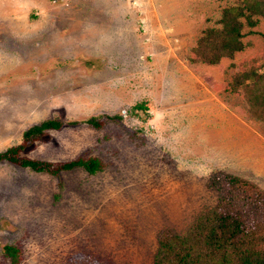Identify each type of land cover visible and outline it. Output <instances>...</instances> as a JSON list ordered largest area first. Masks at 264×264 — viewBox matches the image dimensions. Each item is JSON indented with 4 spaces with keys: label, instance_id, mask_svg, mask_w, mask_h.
<instances>
[{
    "label": "rangeland",
    "instance_id": "1",
    "mask_svg": "<svg viewBox=\"0 0 264 264\" xmlns=\"http://www.w3.org/2000/svg\"><path fill=\"white\" fill-rule=\"evenodd\" d=\"M231 2L145 0L140 16L130 0H0V152L55 119L61 128L21 156L103 163L50 176L0 161V264H13L6 245L17 264L76 253L152 264L159 230L181 234L216 203L207 179L233 171L224 148L252 122L224 88L234 71L264 64V41L246 36L242 52L212 66L188 52ZM253 29L264 34V20ZM140 102L152 112L143 120L132 111Z\"/></svg>",
    "mask_w": 264,
    "mask_h": 264
},
{
    "label": "trees",
    "instance_id": "2",
    "mask_svg": "<svg viewBox=\"0 0 264 264\" xmlns=\"http://www.w3.org/2000/svg\"><path fill=\"white\" fill-rule=\"evenodd\" d=\"M261 19L264 20V0H232L220 9L215 21L217 26L201 31L188 55L193 62L208 66L217 64L222 58L232 59L249 44L243 42L246 36L257 34L264 41V34L253 29ZM263 68L264 64L234 71L224 91L228 96H240L246 112L264 125ZM146 107L144 102H140L134 105L132 111L143 120L147 117ZM108 118L117 119L118 115ZM84 123L96 129L102 125L98 117H90ZM69 124L77 123L73 121ZM62 125L61 121L51 119L27 128L19 144L0 152V161L50 176L77 168L89 175L101 171L103 163L96 157L48 162L20 155L40 140L46 131L58 130ZM207 187L216 192V203L196 217L181 234L169 229L159 230L152 264H264V190L223 170H215L209 175ZM3 254L10 258L11 263L17 264V248L6 245ZM64 264L112 263L76 253L69 256Z\"/></svg>",
    "mask_w": 264,
    "mask_h": 264
},
{
    "label": "crops",
    "instance_id": "3",
    "mask_svg": "<svg viewBox=\"0 0 264 264\" xmlns=\"http://www.w3.org/2000/svg\"><path fill=\"white\" fill-rule=\"evenodd\" d=\"M248 117L252 122L245 124V127L241 126L242 124H234L244 130L235 134L233 139H228L227 147L224 148V163L233 169L227 173L249 180L264 190V125L250 115ZM239 121L243 122V119ZM230 137L232 136H228Z\"/></svg>",
    "mask_w": 264,
    "mask_h": 264
},
{
    "label": "built area",
    "instance_id": "4",
    "mask_svg": "<svg viewBox=\"0 0 264 264\" xmlns=\"http://www.w3.org/2000/svg\"><path fill=\"white\" fill-rule=\"evenodd\" d=\"M145 0H130V8L132 9V11L134 12V13H137V14H139L140 16L142 15V12H141V6H142V4H143V2H144ZM151 109H152V107H151ZM145 113H146V115L149 117L150 115H152V112H151V110H148L147 111V109H146V111H145Z\"/></svg>",
    "mask_w": 264,
    "mask_h": 264
}]
</instances>
